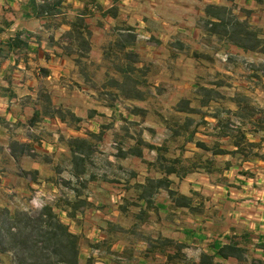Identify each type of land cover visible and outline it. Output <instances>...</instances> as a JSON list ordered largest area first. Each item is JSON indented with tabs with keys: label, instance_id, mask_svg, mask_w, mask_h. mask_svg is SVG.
Wrapping results in <instances>:
<instances>
[{
	"label": "crops",
	"instance_id": "1",
	"mask_svg": "<svg viewBox=\"0 0 264 264\" xmlns=\"http://www.w3.org/2000/svg\"><path fill=\"white\" fill-rule=\"evenodd\" d=\"M97 1L102 8L85 15H81L85 12V0H62L56 13L38 15L34 5L44 0H0V40L5 46L0 62V153L7 150L9 157L15 160L26 154L25 150L16 148L18 145L20 148L21 145L23 148L35 146L37 151L45 153H57L59 146H62L71 152L72 138L87 135L82 132L89 129L92 132L99 131L100 126L95 129L93 124L97 122L99 114H108L104 109L110 105H106L107 99L101 96L99 89L90 86V82L97 73L103 78L113 75L112 69L105 64V46L109 41L107 39H111V34L117 32L115 25H120V21L129 26L126 31L133 33L130 41L121 40L124 50L133 49L140 62L146 60L169 65L180 61V57H177L179 50H185L192 37L198 35L197 28L185 18L194 20L204 12L194 8L185 12L183 5H180V9L175 6L188 4L189 1L205 4L224 2L176 0L180 3L174 4L171 3L172 0ZM245 1L251 15L264 28V0L260 3L256 0ZM111 6L115 7V15L105 12ZM178 11L182 19L181 25L177 26L168 18ZM77 19L84 20V26L79 29L73 24ZM17 35L24 44L13 42ZM143 38L148 40L144 41ZM227 48V51L234 49L236 53H256L255 49H244L233 42L228 43ZM181 55L184 57L183 52ZM74 82L77 84H73ZM77 85H82L81 89ZM104 86L105 89H110L107 85ZM132 98L141 100L143 97ZM257 99L264 110V87L258 92ZM233 104L237 127L246 129L248 139L259 142L260 150L264 152V131L261 128L258 131L249 130L253 127L249 120H254L257 113L254 116L253 112L256 111L253 109L246 117L241 112V102L234 99ZM69 112L75 117L74 120L67 117L66 113ZM84 125L87 126L82 128ZM35 129L45 132L43 138L32 134L31 131ZM226 148L233 149L236 146L230 144ZM229 156L231 166L224 169L227 182L231 180L226 171L234 166L240 179L239 186L236 187V198L232 202L227 200L228 205L233 208L229 214L222 210V204L209 205L208 197L203 213L176 208L165 188H159L155 192L154 204L158 208L150 211L151 215L146 221L137 219L136 216L131 217L128 214L129 205L127 209L122 207L126 197L124 192L117 198H110L114 200L112 207L88 196L91 205L76 211L75 216L70 213V205L54 206L55 209L58 208L61 220L83 238L79 253L80 264H85L90 256L92 264H189L198 261L202 251L214 253V241L228 242L232 234L231 226L235 227L236 233L250 229L255 241H264V159L253 153L245 160ZM203 166L189 168L181 179L175 174L167 176L182 182L178 188L182 193H203L191 183L194 175L209 173ZM36 168L39 169L37 166ZM185 180L189 182L185 183ZM140 183H144V180ZM213 184L220 183L215 181ZM221 185L226 196L234 193L228 183ZM137 191L139 195L142 191L140 185ZM80 196L82 195L76 192L71 195L70 204ZM256 199L263 201L258 202ZM139 203L145 205L143 199ZM107 209L110 211L105 213ZM237 209L240 210L241 218ZM150 235L168 236L186 243V259L168 263L166 255L159 250L149 251L147 238ZM84 243L89 248L85 258L81 256ZM254 249L255 255L264 257L263 249ZM216 260L220 261L219 264H237L234 258L216 257Z\"/></svg>",
	"mask_w": 264,
	"mask_h": 264
},
{
	"label": "rangeland",
	"instance_id": "2",
	"mask_svg": "<svg viewBox=\"0 0 264 264\" xmlns=\"http://www.w3.org/2000/svg\"><path fill=\"white\" fill-rule=\"evenodd\" d=\"M171 3L180 2L172 0ZM180 5L185 12H189V8L204 12L194 20L185 18L197 28L198 35L192 37L185 50H179L178 63L140 62L133 49L126 51L122 47L123 41L133 38V33L126 31L129 26L123 25L122 21L115 25L117 32L111 34L105 46V64L112 69L113 75L103 78L97 73L90 82V86L99 89L101 96L107 99L106 105H110L104 109L108 114H99L93 124L95 129L100 126L98 132L89 129L82 132L87 135L72 138L71 152L62 146L57 153H45L37 151L35 146L20 148L18 145L16 148L25 150L26 154L15 160L9 157L7 150L0 153V228L4 234L8 226L17 228L22 225L17 219L22 218V213L37 217L38 210L45 205L53 206L59 215L54 206L69 205L75 192L82 198L90 196L108 206L114 202L110 198H117L123 192L134 202L140 181L146 183L149 178L162 176L161 166H168L173 158H180L178 166L192 165L196 169L206 158L213 157L217 166L215 170L225 173V161L231 157L213 156L196 143L201 140L212 145L218 140L223 147L230 146V139L219 137L218 130L219 127L229 132L235 129L234 99L241 102L244 114H250L253 109L256 116L262 113L257 94L264 87V28L251 15L245 0L207 4L189 1L175 8L180 9ZM207 8L211 14L207 13ZM213 13H221L222 20ZM168 19L178 26L182 15L179 11L173 12ZM234 29L241 30L242 35L245 31L251 32L253 37L243 35V41L254 45L256 53L227 51V44L231 42L227 32ZM82 85L77 87L81 89ZM104 85L110 89H105ZM135 96L143 97V100L133 99ZM179 108H190V111ZM66 115L75 119L71 112ZM31 132L39 138L45 135L36 129ZM150 144L159 147L152 148ZM139 151L142 156L131 153ZM233 162L236 163L234 159ZM237 172L235 166L226 171L231 180L227 183L234 191L231 196L225 195L221 183L213 184L217 172L194 175L191 183L210 199L209 205L222 204V210L229 214L233 208L227 200L232 202L238 192L236 187L240 179ZM181 183L175 181L172 186L179 188ZM129 206L128 214L134 217L133 212L138 209L132 203ZM107 211L110 209L105 213ZM237 212L241 218L240 210ZM13 215L15 218H10ZM3 246L7 250L0 253V264H19L21 254L29 256L31 253L25 244H13L7 234ZM88 253L89 248L84 243L81 256L85 258ZM30 262L31 259L27 258L25 264Z\"/></svg>",
	"mask_w": 264,
	"mask_h": 264
},
{
	"label": "trees",
	"instance_id": "3",
	"mask_svg": "<svg viewBox=\"0 0 264 264\" xmlns=\"http://www.w3.org/2000/svg\"><path fill=\"white\" fill-rule=\"evenodd\" d=\"M61 1L62 0H44V2L34 5L35 12L38 15L54 14L58 10ZM256 1L260 3L263 0ZM210 7H212V5ZM216 7L219 9L222 8V6ZM101 8L102 6L97 0H85V12L81 15L91 13L93 10H99ZM206 10L208 14H211L209 8ZM105 12L115 15V7L111 6ZM212 15L217 17L219 20H222L223 15L221 13H213ZM83 23V19H77L76 22H73L78 29L79 27L84 26ZM241 33V30L234 29L233 31L227 32V36L231 39V43L233 42L235 45L244 49L249 48L254 50V45L243 41V39L245 40L243 35L247 38H250V36L253 37V35H250L251 32L245 31L243 35ZM18 35L13 38V42L15 44H24L23 41L19 40ZM4 47L3 42L0 40V62L4 55ZM179 110L190 111V108H179ZM248 115L246 117H248ZM249 121L253 126L252 128H249V130L258 131L259 128H261V130L264 131V110H262V113L256 116L254 120ZM219 129L218 136L230 139L229 144L236 146V148L230 149L223 147L218 140H215L212 145H208L206 142L201 140L197 141L196 144L201 147V149L210 151L213 156L228 154L234 157H241L242 160H245L253 153L254 155L260 156L264 159V152H261L260 150V143L250 141L247 137L246 129L237 127V125L235 126V129L232 128L230 130L232 132H229V130L222 127H219ZM150 146L152 148L159 147L154 146V144H150ZM21 147L23 148L24 146L21 145ZM72 147L73 145L70 146L71 149H73ZM255 148L257 150H254ZM131 153L137 156H142L141 151ZM179 162L180 158L177 157L173 158L168 166H161L160 171L165 173V175L158 178H149L146 183H140L142 191L137 196L136 200L134 199V202H131L127 197H125V204H122V207L124 209L126 207L127 209V205L132 203L138 209L136 212H133L134 216H136L137 219L146 221L151 215L150 211H155L158 208V206L154 204L153 197L155 192L159 188H165L168 191L174 207L187 208L191 210L192 213H203L207 200L206 196L198 191H193L191 194L180 192L178 188L172 186L175 183V180H172L167 176L168 174H175L181 179L183 174H185L189 168L193 169L192 165L190 167L178 166L177 164ZM231 162V159L226 160L224 168L228 169L231 166ZM195 165H198L197 162H195ZM200 165H204L209 173L213 174L214 172H217V183L227 184L228 177L224 175L223 171L215 170L217 166L213 157L206 158L204 162L200 163ZM140 199L145 201V205L139 203ZM91 203L92 202L88 199L80 196L73 202L72 205L69 204L72 209L70 212L72 213L71 215L75 216L76 211H81V209L90 206ZM11 217L15 218L14 215L10 216V218ZM21 217L22 218L20 219L17 218L21 221L20 223L22 225H20V227L18 226L16 228L15 226L10 225L6 229V234L13 244H25V246H27V248L31 251L29 256L24 254L19 256V264H25L27 258L31 259V262L28 264H80L79 253L83 238L80 234L73 232L69 225L61 220L59 215L55 212L53 206H43L40 210H38L37 217L31 216L27 213H22ZM13 229H16L17 231H14ZM231 231L232 234L228 242L221 243L214 241L212 243V248L215 249L214 253L202 251L200 253L199 260L193 261L189 264H219L220 261L216 260V257L224 259L234 258L236 259L237 264H264V257L257 256L254 253V248L264 250V241H255L253 232L250 229H244L239 233H236L235 227L231 226ZM6 234H4L0 228V253L7 250L3 246L4 235ZM147 243V249L149 251L153 252L159 250L161 253L166 255L168 263L185 260L187 257V253L185 252L187 244L177 239L161 235L152 237L150 235L147 238ZM85 264H92L91 256L87 259Z\"/></svg>",
	"mask_w": 264,
	"mask_h": 264
}]
</instances>
